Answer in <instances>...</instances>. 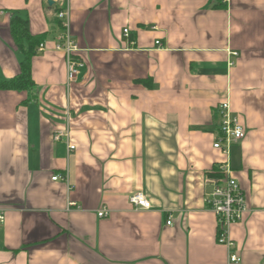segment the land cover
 Instances as JSON below:
<instances>
[{
	"label": "crops",
	"instance_id": "crops-1",
	"mask_svg": "<svg viewBox=\"0 0 264 264\" xmlns=\"http://www.w3.org/2000/svg\"><path fill=\"white\" fill-rule=\"evenodd\" d=\"M70 5L84 67L69 93L55 1L0 0L2 77L20 73L11 11L46 34L34 89L0 91V264H236L207 204L226 162L246 206L229 228L237 264H264V0ZM224 102L245 129L228 153L214 146Z\"/></svg>",
	"mask_w": 264,
	"mask_h": 264
},
{
	"label": "built area",
	"instance_id": "built-area-1",
	"mask_svg": "<svg viewBox=\"0 0 264 264\" xmlns=\"http://www.w3.org/2000/svg\"><path fill=\"white\" fill-rule=\"evenodd\" d=\"M58 6L57 18L62 22L63 33L57 38L55 50L62 52L65 56L67 67L66 89L70 93L74 83L77 81L81 73L84 62L81 61L77 54L79 46L73 40L71 30V5L70 0H54ZM125 36L128 37V29L124 30ZM159 45V42H156ZM43 44L40 45V50H43ZM219 115L221 116L220 124V140L214 145L215 148H223L225 152H229L234 144H238L245 137V129L237 116H234L231 111L230 103L224 102L218 108ZM66 119L71 120V108L67 106L65 109ZM54 139L56 142L65 140L68 153L75 150V146L71 144L69 131L64 130L55 133ZM221 169L226 173L227 180L225 183H219L216 179L211 178L210 181L213 185V191L207 198V204L212 210L218 220L219 236L218 241L220 244L227 247L229 251V259L231 263H239L240 258L233 252L235 248L234 241L230 238L229 228L232 224L238 222L242 218V214L246 211L244 194L239 184L231 178V168L229 162H226ZM57 180L58 177H54ZM130 203L137 209H150L151 203L147 196L138 192L131 196ZM74 205V204H72ZM108 215V211L103 209L98 212L99 217ZM6 222V214L0 211V228ZM171 222H168L170 225Z\"/></svg>",
	"mask_w": 264,
	"mask_h": 264
},
{
	"label": "trees",
	"instance_id": "trees-1",
	"mask_svg": "<svg viewBox=\"0 0 264 264\" xmlns=\"http://www.w3.org/2000/svg\"><path fill=\"white\" fill-rule=\"evenodd\" d=\"M11 15L10 29L16 45L20 73L11 79L4 78L0 75V91L30 92L35 87V82L32 77V60L38 55V49L46 40V34L33 35L30 32L29 18L26 13L22 11H11ZM60 23L62 24L61 21ZM208 176L217 179L219 183H225L227 180V175L220 166L215 167Z\"/></svg>",
	"mask_w": 264,
	"mask_h": 264
},
{
	"label": "water",
	"instance_id": "water-1",
	"mask_svg": "<svg viewBox=\"0 0 264 264\" xmlns=\"http://www.w3.org/2000/svg\"><path fill=\"white\" fill-rule=\"evenodd\" d=\"M50 4H52V2H49Z\"/></svg>",
	"mask_w": 264,
	"mask_h": 264
}]
</instances>
